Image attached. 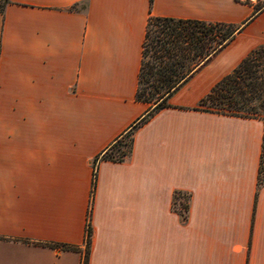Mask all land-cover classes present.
I'll return each mask as SVG.
<instances>
[{
	"label": "crops",
	"instance_id": "0c3cea01",
	"mask_svg": "<svg viewBox=\"0 0 264 264\" xmlns=\"http://www.w3.org/2000/svg\"><path fill=\"white\" fill-rule=\"evenodd\" d=\"M150 17L245 26L134 130L124 161L103 160L149 109L135 95ZM259 45L264 0H7L0 264H82L90 208L87 264H264L263 122L192 109Z\"/></svg>",
	"mask_w": 264,
	"mask_h": 264
},
{
	"label": "trees",
	"instance_id": "16d2710c",
	"mask_svg": "<svg viewBox=\"0 0 264 264\" xmlns=\"http://www.w3.org/2000/svg\"><path fill=\"white\" fill-rule=\"evenodd\" d=\"M6 2L7 0L0 1V11L3 10ZM244 26L245 24L150 17L142 44L135 95L136 100L148 104L149 109L104 152L101 159L124 161L131 153L134 130L155 112L170 106L167 102L168 98L224 49ZM192 109L228 116L256 118L263 122L264 127V45L251 49L229 73L211 87ZM113 149H116L115 156L111 154ZM262 175L264 177V130L256 195L258 188L264 186ZM95 184L94 164L91 199ZM188 206L189 194L175 191L172 208L183 220L187 218ZM90 211L91 208L85 229L86 253L82 264H87L91 242Z\"/></svg>",
	"mask_w": 264,
	"mask_h": 264
},
{
	"label": "rangeland",
	"instance_id": "374dc122",
	"mask_svg": "<svg viewBox=\"0 0 264 264\" xmlns=\"http://www.w3.org/2000/svg\"><path fill=\"white\" fill-rule=\"evenodd\" d=\"M260 7H261L260 3H257V4L255 5V10H258ZM223 58H224V55H222V56L220 57L218 63L221 62V61L223 60ZM124 141H125V140H124ZM117 146H118V145H117ZM117 146H116V147H117ZM111 154H112L113 156H115V155H116V149H113V150L111 151ZM262 178H264L263 175H262Z\"/></svg>",
	"mask_w": 264,
	"mask_h": 264
}]
</instances>
